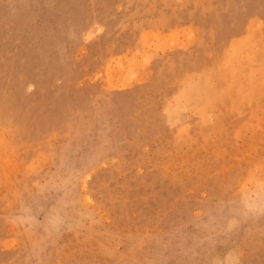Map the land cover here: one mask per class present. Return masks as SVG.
Listing matches in <instances>:
<instances>
[{
  "label": "rangeland",
  "instance_id": "rangeland-1",
  "mask_svg": "<svg viewBox=\"0 0 264 264\" xmlns=\"http://www.w3.org/2000/svg\"><path fill=\"white\" fill-rule=\"evenodd\" d=\"M263 65L264 0H0V264H264Z\"/></svg>",
  "mask_w": 264,
  "mask_h": 264
},
{
  "label": "bare ground",
  "instance_id": "bare-ground-1",
  "mask_svg": "<svg viewBox=\"0 0 264 264\" xmlns=\"http://www.w3.org/2000/svg\"><path fill=\"white\" fill-rule=\"evenodd\" d=\"M249 61V60H248ZM264 66V65H263Z\"/></svg>",
  "mask_w": 264,
  "mask_h": 264
}]
</instances>
